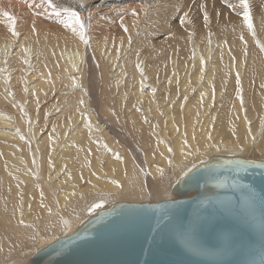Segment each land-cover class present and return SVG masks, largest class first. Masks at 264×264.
Returning a JSON list of instances; mask_svg holds the SVG:
<instances>
[{
	"label": "bare ground",
	"instance_id": "bare-ground-1",
	"mask_svg": "<svg viewBox=\"0 0 264 264\" xmlns=\"http://www.w3.org/2000/svg\"><path fill=\"white\" fill-rule=\"evenodd\" d=\"M152 1L0 0V264H27L113 204L176 199L216 159L264 160V1L249 0L258 38L240 0H155L172 9L153 7L164 37L129 49L132 34L114 48L95 31L108 11L133 32ZM65 7L92 13L87 45Z\"/></svg>",
	"mask_w": 264,
	"mask_h": 264
},
{
	"label": "water",
	"instance_id": "water-1",
	"mask_svg": "<svg viewBox=\"0 0 264 264\" xmlns=\"http://www.w3.org/2000/svg\"><path fill=\"white\" fill-rule=\"evenodd\" d=\"M261 163L216 159L181 179L178 198L113 204L27 264H264Z\"/></svg>",
	"mask_w": 264,
	"mask_h": 264
},
{
	"label": "rangeland",
	"instance_id": "rangeland-1",
	"mask_svg": "<svg viewBox=\"0 0 264 264\" xmlns=\"http://www.w3.org/2000/svg\"><path fill=\"white\" fill-rule=\"evenodd\" d=\"M264 1V0H263ZM157 1H152L151 3V6H149V8H148V11L145 13V15H143L144 17H139L138 19H139V22H138V25L134 28V31L132 32V30H128V31H124V28L122 27V25H121V23H120V17H117V18H113V20L112 21H110V20H107V18L108 17H110V15H112V13L111 12H108V11H106L105 13H103V16H105L104 18H106V21L104 22V24H106V26L104 27L103 26V31H99V30H95L97 33H102V32H104L105 30V32H107V33H109V31H110V35H113V38H114V41L112 42V39H111V36L109 35V34H107L106 35V37H105V40H103V41H107V44H111V46L113 45V47L115 48V44L117 43V40H120V38L122 37V39L123 38H128L129 37V35H130V37H131V34H132V37L130 38V41H129V43H128V49H129V47H130V45H131V47H132V44H135L136 43V45H141V39H142V37L144 38V39H149V36H150V30H151V36H150V39L153 41V42H156V41H158L159 40V38L161 39V38H163L164 37V35L162 36V34L160 35V33L158 34L157 33V26L158 25H160V24H162V20L164 19V18H162V17H155L154 18V16H152V15H154L153 14V12H154V10H153V7H154V9H155V16H157L158 15V12H166L167 13V17L171 14V12H172V9L170 8V6H168V5H161V4H159V6L158 5H156L155 3H156ZM153 3H154V6H153ZM257 4H259V2H256ZM29 4H27V6H28ZM24 6H25V4H24ZM160 10H162V11H160ZM158 11V12H157ZM152 12V13H151ZM18 13V12H17ZM159 13V14H160ZM234 13V12H233ZM238 13V12H237ZM237 13H234V14H237ZM42 14H43V12H42ZM150 14V15H149ZM259 14H263V12H259V13H257V14H255V15H259ZM43 16H44V14H43ZM151 16L154 18V19H152L151 18ZM18 18H20V16H17V15H15V19H16V24H17V26H18V24L20 25V23L19 22H17L19 19ZM56 19H58V18H56ZM144 19V20H143ZM178 18L176 17V19H175V21H178L177 20ZM150 20V21H149ZM156 20H158L159 21V24L158 25H156V28H155V26H153L152 27V25H149V23H151V24H153ZM149 21V22H148ZM152 21V22H151ZM157 22V21H156ZM148 24V26H145V24ZM96 25L95 24V21L93 22V21H89L88 23H87V25L88 26H92V25ZM108 24V25H107ZM157 24V23H156ZM0 30L2 31V34H1V36L2 35H4V34H6V32H5V30H4V26H0ZM18 28H20V26H18ZM17 28V29H18ZM151 28V29H150ZM155 28V29H154ZM60 29V28H59ZM108 29V30H107ZM196 30H194V33H196V32H198L199 31V29H198V27L197 28H195ZM154 30H155V32H154ZM113 31V32H112ZM204 31V29H201V32H203ZM88 32L91 34V33H95L94 31H93V29H92V27L91 28H89L88 29ZM128 32H129V34H128ZM132 32V33H131ZM256 33V32H255ZM158 35H160V36H158ZM110 36V37H109ZM126 36V37H125ZM128 36V37H127ZM148 36V37H147ZM109 37V38H108ZM119 37V38H118ZM159 37V38H158ZM197 37V34H195V36H194V38H196ZM256 37H257V33H256ZM117 38V39H116ZM258 38V37H257ZM107 39V40H106ZM122 39H121V42H122ZM124 41V40H123ZM124 46V48H125V46L126 45H123ZM124 48H123V50H122V52L124 51ZM132 48H130V50H131ZM143 49V48H142ZM165 49V48H164ZM68 230H65L64 232H67ZM64 232H63V234H64ZM62 234V236H64ZM65 235H67V233H65ZM61 236V237H62Z\"/></svg>",
	"mask_w": 264,
	"mask_h": 264
},
{
	"label": "snow or ice",
	"instance_id": "snow-or-ice-1",
	"mask_svg": "<svg viewBox=\"0 0 264 264\" xmlns=\"http://www.w3.org/2000/svg\"><path fill=\"white\" fill-rule=\"evenodd\" d=\"M34 2H35V0H34ZM226 2H227V0H226ZM240 2L243 4L244 9H245V11L243 12L244 20L247 23L248 28L249 29H253V33L252 34L255 36L256 33L254 31L252 14H251V11H250V8H249V0H240ZM42 3L48 5L53 11H55L58 8V5L55 4L53 2V0H42ZM80 6L83 7V0H80ZM62 11L63 12H66V13H70L71 18L78 25V29L76 27H73L72 28V31L74 33H78L80 40H82L83 43L87 45L89 43L90 37L87 35L88 25L85 23V19L90 20L91 19V16H92V13L89 12L88 15H87V17L84 18V17L81 16L80 11H78L75 8H72V7H65V8L62 9ZM5 15H7L8 18L12 21V24H13L12 34L15 35V36H18L19 33L17 32V30L15 28V23H16L15 17H13L10 13H5ZM56 15H57V17H59L60 16V12H56ZM132 15L133 16L138 15V13L136 12L135 9L132 10ZM184 15L187 16V13H185ZM204 18H205V20L208 19L207 12L204 13ZM60 22L61 23H64L63 20H61ZM127 30L128 29L125 26V31H127ZM241 39L243 40V36H241ZM245 43H246V41H245ZM261 49L264 50V45H261ZM25 63H28V61H25ZM73 66L75 67V65H73ZM141 71H143V69H141ZM237 77L239 79V73H237ZM262 87H264V85H262ZM25 91H27V89H25ZM242 91L243 90L241 89L240 92L237 93V95L240 97L241 105H243V102H244L243 95H242ZM80 103L83 104L84 101L81 99L80 100ZM250 123L251 122L249 121V124ZM89 125H91V121H89ZM208 138L211 139V135H209ZM254 139H255V137H253V140ZM185 143H187V141H185ZM168 151L171 152L172 149L169 147ZM241 151H243V148H241ZM188 155H194V153L189 152ZM116 158L117 159H120L121 158L120 155H119V153H116ZM233 162L234 163H237V164L253 163V161H251V160H236V161H233ZM169 163H171V160H169ZM259 166L260 167H264V163H261ZM192 167L194 168L195 167V164H193ZM160 171L163 172L162 169ZM189 171H191V169H189ZM185 175H187V173H185ZM116 183H118V182H116ZM41 195H43V192H41ZM99 207H101V204H99V203L94 204L93 207L89 209V211H93L95 208H99ZM49 212H51V209H49ZM20 223H24V221L21 220Z\"/></svg>",
	"mask_w": 264,
	"mask_h": 264
}]
</instances>
